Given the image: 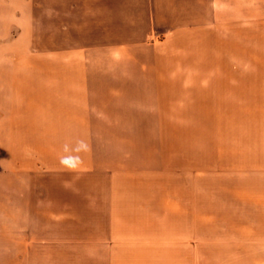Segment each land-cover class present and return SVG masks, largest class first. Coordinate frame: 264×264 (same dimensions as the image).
Wrapping results in <instances>:
<instances>
[{"label": "crops", "instance_id": "1", "mask_svg": "<svg viewBox=\"0 0 264 264\" xmlns=\"http://www.w3.org/2000/svg\"><path fill=\"white\" fill-rule=\"evenodd\" d=\"M134 1L145 20L110 19L84 61L71 43L51 68L0 61V264H264V0ZM12 10L0 0V55L29 52ZM192 214L200 239L158 232Z\"/></svg>", "mask_w": 264, "mask_h": 264}, {"label": "rangeland", "instance_id": "2", "mask_svg": "<svg viewBox=\"0 0 264 264\" xmlns=\"http://www.w3.org/2000/svg\"><path fill=\"white\" fill-rule=\"evenodd\" d=\"M135 4L134 0H117V2L115 0H13L11 27L13 38L10 41L14 40V43L18 44L28 42L29 52L0 55V61L13 64L38 62L51 68L54 59L53 48L55 46L64 48L70 43L77 49L76 59L84 61L85 46L100 42L111 32L110 30L116 32L115 29L119 27L113 24L111 28L109 26L110 19H113V23L118 19H130ZM135 6L139 9L138 19L144 21V3L140 2ZM163 7V5H158L159 10H162ZM102 23L106 25L104 32L101 28ZM238 32L240 33V31ZM258 33L259 31H255L256 36L252 38L255 60H260V55L264 51V44H261L264 39L260 38L261 35ZM66 57L68 56L62 54L61 60H66ZM87 57H92V60L98 62L104 60L101 52H90ZM192 120L193 127H190V130L196 132H190L187 135V140L189 142L190 190L192 193H196L197 185L200 191V119ZM137 136L138 140L143 142L175 140L177 135L141 134ZM30 185L36 193V183L31 182ZM43 185L44 193H47L51 188V183L46 181ZM198 217L196 214L190 215V229L187 231L158 232H162L163 236H169L172 233L174 237L186 236L188 233L189 238L200 239V228H196L200 227V222L196 220ZM30 264L35 263L30 262ZM45 264L52 263L46 262ZM61 264L70 263L64 261Z\"/></svg>", "mask_w": 264, "mask_h": 264}]
</instances>
